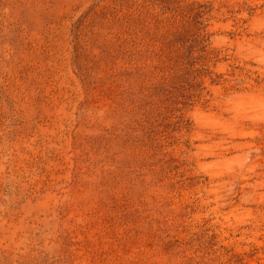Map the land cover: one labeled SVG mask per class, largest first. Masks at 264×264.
<instances>
[{
    "label": "rangeland",
    "instance_id": "1",
    "mask_svg": "<svg viewBox=\"0 0 264 264\" xmlns=\"http://www.w3.org/2000/svg\"><path fill=\"white\" fill-rule=\"evenodd\" d=\"M0 264H264V0H0Z\"/></svg>",
    "mask_w": 264,
    "mask_h": 264
}]
</instances>
